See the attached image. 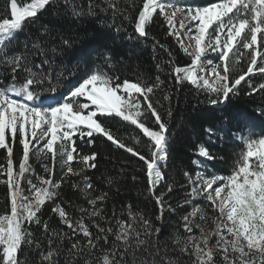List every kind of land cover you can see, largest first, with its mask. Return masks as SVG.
Listing matches in <instances>:
<instances>
[{
  "label": "snow or ice",
  "instance_id": "snow-or-ice-1",
  "mask_svg": "<svg viewBox=\"0 0 264 264\" xmlns=\"http://www.w3.org/2000/svg\"><path fill=\"white\" fill-rule=\"evenodd\" d=\"M46 13L56 22L44 21ZM102 15V28L119 33L125 22L130 23L129 40L151 39L154 51L157 46L163 49L177 92L193 87L204 94L198 103L226 108L240 93L242 82L250 88L247 95L264 91V83L251 84L253 75L264 74V0H213L191 6L178 0H87L86 8L77 0H0V150L5 159L0 184L6 187L0 211V264H28L20 259L25 250L36 255V264H61V257L63 264H264V105L253 114L259 126L252 116H240L233 131L226 128L232 118L222 115L220 128L204 129L209 141L223 133L242 147L228 174H206L208 162L224 157L199 146V159L193 164L201 170L194 175L184 172L190 190L183 203L191 211L179 218L178 230L168 238L169 248L154 221L162 224L165 210L175 211L165 194H158L165 179L161 168L168 159L169 134V122L159 109L167 102L171 119L173 96L164 90L160 75L151 82L139 75L121 80L107 50L99 53L100 63L90 61L72 27L81 18ZM160 18L189 64L179 66L168 46L151 35ZM156 67L164 71L162 64ZM5 77H10L6 84ZM158 90L162 98L156 96ZM119 121L139 129L130 139L143 151L113 132L110 125ZM98 139L142 162L149 196L158 209L154 220L131 205L127 219L121 218L123 212L104 214L108 193L93 196L96 189L86 174L97 167L99 153L80 150V145L92 146ZM17 144L22 154L14 163ZM33 155L51 161L41 164L42 174L30 163ZM74 161L79 167H73ZM57 162L60 174L53 179ZM71 176L80 177L71 187L88 205L78 208L81 215L75 220L62 206L60 191ZM49 204L69 231L50 228L42 219V209ZM209 220L215 225L212 230L206 227Z\"/></svg>",
  "mask_w": 264,
  "mask_h": 264
},
{
  "label": "trees",
  "instance_id": "trees-1",
  "mask_svg": "<svg viewBox=\"0 0 264 264\" xmlns=\"http://www.w3.org/2000/svg\"><path fill=\"white\" fill-rule=\"evenodd\" d=\"M77 2L86 8L87 0H77ZM207 2H213V0H178V4L188 6L204 5ZM107 15L110 16V14ZM43 20H51L55 23L57 18L54 15L46 13L43 16ZM102 22H105L103 21V15L98 19L85 17L78 20L72 27V30L81 37L82 43L78 47H82L85 53L90 54V61L100 63L99 53L107 50L113 57L112 64L115 74L119 75L121 80L125 78L135 80L139 75L151 82L155 79L156 75H160L161 80L164 81V90L170 91L173 96L171 103L173 116L171 119L167 117L166 109L169 107L167 102L162 101L164 107L159 109L162 117L169 122V134L167 145L168 159L161 168L165 179L159 186L158 194L159 192H163L166 203L170 204L175 211L170 213L166 209L162 224L159 221H154L162 229L161 240L171 248L172 243L168 238L178 230L180 225L179 218L191 211V206L183 203L187 198L186 193L190 190L184 172L187 171L194 175L196 171L201 170L193 164L194 160L199 159V146L203 145L214 155L224 157V160L217 159L208 162L206 174L208 172L228 174L242 147L241 143L234 142L231 136L223 133L217 134V136H223L222 139L214 136L209 141L204 129L207 127L220 128L222 125L219 117L222 115L232 118L230 124L226 125V128H231L233 131L238 127L236 118L240 116H252L255 124L259 126L261 121L253 114L260 106L264 105V91L247 95L246 93L250 91V88L248 84H243L242 82L243 86L240 93L233 97L231 103L226 108L223 106L214 108L206 103H198V100H204V94L197 93L193 87L186 85L177 92L174 80H171L167 74L169 65L164 63L169 57L158 46L155 51L153 50V40L149 39L146 42L136 43L128 39L133 34L132 24L125 22L122 30L116 33L112 29L102 28ZM117 23L119 24L120 22L117 21ZM57 26L60 27V25ZM151 35L159 40L160 43L168 46L169 50L174 54L172 59L179 66L190 63V58L180 50L175 38L167 35V26L164 24L163 18H160L153 25ZM20 38H23L22 34ZM211 58L215 61V56H211ZM157 63L162 64L163 72L157 71ZM241 65L246 70L247 65L244 61H241ZM9 79L10 77H5L4 83H8ZM260 83H264V74L257 73L251 77V84L258 86ZM162 95L161 91L158 90L156 92L158 98H162ZM116 119L119 120V118ZM110 127L126 144L139 147L143 151L141 145H133L130 139V137L136 136L139 133V129H136L135 126L119 121L118 124L110 125ZM255 130L258 132L259 127ZM77 144H80L79 140H77ZM80 150L82 154H91L93 151L99 153L97 167L87 170L86 174L91 177L96 189L93 192V196L99 195L101 192L108 193V199L103 204L104 214L107 217H112L113 211H115L117 215H121L123 212L124 215L121 218L127 219V206L131 205L133 211L142 212L154 220L158 214V209L154 200L149 196L148 179L143 170L142 162L137 157H133L123 149L116 148L111 145V142L103 143L99 139L92 146L80 145ZM14 153V162H18L22 154L20 145L17 144L15 146ZM4 163V153L0 150V164ZM30 163L37 166L40 172L42 169L41 164L44 162L35 163L32 156ZM46 163H51V161L47 160ZM73 167H79V165L74 161ZM56 173L57 175L53 179L59 178L60 168L58 162ZM109 179L113 180L111 185L107 183ZM79 181L80 177L71 176L68 178L67 183L62 184L60 190L63 197L62 206L65 207L74 220L78 219L81 215L78 211L79 207H88L85 198L76 189L71 187L72 183ZM165 185H171L173 191L169 193ZM182 185L184 187H181ZM5 193V185L0 184V211L3 210ZM197 202L202 206L204 205L203 200H198ZM42 212V219L48 221L50 228L69 231L65 225L60 223L59 217L51 212L50 204L43 208ZM208 214L211 216L210 210H208ZM91 230L93 233L96 231L94 228ZM180 230L182 231V229ZM37 236H39V233H37ZM63 243L65 248L69 247L67 239ZM20 259L27 260L28 264H36L37 257L32 252L25 250V254L21 255ZM61 264H63L62 257Z\"/></svg>",
  "mask_w": 264,
  "mask_h": 264
},
{
  "label": "rangeland",
  "instance_id": "rangeland-1",
  "mask_svg": "<svg viewBox=\"0 0 264 264\" xmlns=\"http://www.w3.org/2000/svg\"><path fill=\"white\" fill-rule=\"evenodd\" d=\"M179 19H180V17H179V14H178V16H177V26H178V24H179ZM211 56H215V54H213V53H210L209 54V58H211ZM212 59V58H211ZM33 158H34V160H35V163H40V162H44V163H46L47 162V160L46 159H41V160H37V158H36V156L35 155H33ZM15 163V162H14ZM31 165H32V167H33V169H35V171L37 172V173H43V169H41V171L39 172V169H38V167L37 166H35V165H33V163H31ZM206 227L209 229V230H212L214 227H215V225L214 224H212L211 223V221L209 220V222H208V224L206 225Z\"/></svg>",
  "mask_w": 264,
  "mask_h": 264
}]
</instances>
